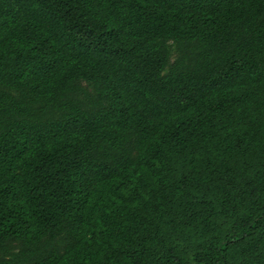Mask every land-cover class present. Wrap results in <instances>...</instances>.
Here are the masks:
<instances>
[{"label": "trees", "instance_id": "trees-1", "mask_svg": "<svg viewBox=\"0 0 264 264\" xmlns=\"http://www.w3.org/2000/svg\"><path fill=\"white\" fill-rule=\"evenodd\" d=\"M0 264H264V0H0Z\"/></svg>", "mask_w": 264, "mask_h": 264}, {"label": "rangeland", "instance_id": "rangeland-1", "mask_svg": "<svg viewBox=\"0 0 264 264\" xmlns=\"http://www.w3.org/2000/svg\"><path fill=\"white\" fill-rule=\"evenodd\" d=\"M89 90H90V88H89Z\"/></svg>", "mask_w": 264, "mask_h": 264}]
</instances>
